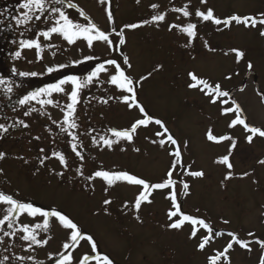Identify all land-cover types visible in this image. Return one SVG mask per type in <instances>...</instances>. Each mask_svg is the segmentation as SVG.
<instances>
[{
	"label": "rangeland",
	"instance_id": "374dc122",
	"mask_svg": "<svg viewBox=\"0 0 264 264\" xmlns=\"http://www.w3.org/2000/svg\"><path fill=\"white\" fill-rule=\"evenodd\" d=\"M67 1L74 7L49 3V10L39 20L30 21L32 31L25 37L38 40L41 47H33L28 56L16 55L7 72L0 73V78L6 75L0 84V124L8 129H0V153L4 154L0 159V193L61 211L85 235L93 237L97 252L109 256L113 264H210V257L232 242L228 233L250 242L251 251L233 243L227 258L217 264H229V260L231 264H260L264 248L256 240H264V164L260 163L264 160V138L256 135L249 143L246 137L250 133L241 125L230 127L235 116L222 114V108L235 100L246 122L264 129V97L258 91H264V36L260 35L264 26L245 27L233 22L225 27L204 21L196 12L212 9L220 19L231 15L259 18L264 13V0ZM51 6L60 7L74 22L95 23L106 32L111 44L94 41L89 47L83 38L70 44L60 34L41 36L40 32L48 31L58 18ZM185 8L190 13L187 17L182 11ZM26 11L22 9L16 17H23ZM157 15L165 19L154 20ZM189 23L197 26L195 38L181 31ZM131 24L138 27H128ZM18 39L16 47L21 44ZM120 40L125 42L121 44ZM232 49L243 50L244 58L237 62ZM125 56L130 68L123 62ZM110 59L116 60L134 81L136 101L154 119L162 120L180 145L181 163L172 175L176 202L184 214L202 218L213 227V239L203 251L198 248L207 234L202 226H195L199 229L195 238L190 235L193 226L189 223L181 229L169 227L176 219L170 220L168 215L173 210L169 189H152L148 196L151 203L144 201L137 210L135 200L142 186L126 181L109 185L95 176L97 171H126L150 184L160 183L167 179L175 160L170 153L176 146L166 143L161 147L159 140L166 137L156 135L162 129L155 123L139 127L131 141L119 139L110 148L100 140H116L111 129H130L132 123L144 118L137 108L123 102L122 97L130 94L110 83V76L117 74L115 67L106 63ZM249 61L252 70L247 68ZM102 63L106 71L87 83V77ZM49 68L54 71L49 72ZM25 72L37 73L30 75L28 86L20 75ZM189 73L209 83H220L222 90L230 93V98L221 100L229 99V104L220 100L214 104L204 92L190 88ZM68 76L80 78L84 86L75 106L78 127L65 132L61 129L67 127L64 117L74 85L65 84L64 92L44 94L28 104L19 101ZM13 81L15 90L8 92ZM39 99H51L53 104L42 105ZM209 131L216 136H231L236 147L231 149L232 141L208 140ZM69 132L77 139L73 140ZM94 137L100 142L94 143ZM73 143L77 144L76 151ZM230 150L231 169L220 163ZM54 152L64 155L66 166ZM192 171H203L204 176L193 177L188 174ZM229 173L231 178L226 179ZM183 183L189 184L187 193ZM105 200L110 203L105 204ZM9 207L0 203V219ZM43 219L25 213L13 221L12 228L7 222L0 226V264H55L68 237L58 218H48L47 230L35 229L37 239L48 240L46 245L20 238L23 224L34 227L42 225ZM4 232L15 235L6 236ZM250 232L255 236H249ZM85 253L93 254L91 243L82 240L72 252L74 264Z\"/></svg>",
	"mask_w": 264,
	"mask_h": 264
},
{
	"label": "snow or ice",
	"instance_id": "6c2138e0",
	"mask_svg": "<svg viewBox=\"0 0 264 264\" xmlns=\"http://www.w3.org/2000/svg\"><path fill=\"white\" fill-rule=\"evenodd\" d=\"M64 0H52V4H62ZM202 2H206V0H202ZM27 11L23 14V20L17 19V23H25L30 22L33 18L39 20L41 15H43L46 11L49 10V0H24V3L21 5ZM68 7H74L72 4H68ZM155 8L156 5H153ZM177 11H181V9H177ZM184 16H189V11L185 8L182 10ZM51 12L53 14L58 13V18L55 19L54 26H52L48 31L41 32V36L45 38H50L52 34H60L63 39H65L68 43L72 44L75 43L77 39L83 38L87 41V45L92 47L94 41H103L106 43L111 44V40L109 36L106 34L105 31L101 30L95 23L89 22L87 25L74 22L64 11L61 10L60 7L51 6ZM39 13V15H37ZM80 15L84 16L85 13L83 10H80ZM196 15L202 18L204 21H212L216 25L223 24L225 27H230L233 22L237 24H243L245 27H256L257 25L264 26V13L259 14V18L255 16H240V15H231L227 19H220L214 16V12L212 9H207L206 11H197ZM109 20L112 19L111 12L108 13ZM87 19V17H85ZM156 21H163L165 19L164 15H157L153 17ZM147 23V21L145 22ZM130 28H136L138 25L131 24L128 25ZM172 27H178L173 25ZM196 24L189 23L186 27H183L181 31L186 33L189 37L195 38L196 36ZM261 36H264V31L260 32ZM125 41L120 40V43L123 44ZM22 47L27 48H37L41 47L38 40H23L21 41ZM232 52L235 53L237 62L244 58L245 52L240 49H232ZM17 56L20 55L19 52L16 53ZM88 59H92V57H88ZM124 64H126L129 68L131 64L129 63L128 57H124ZM106 63L108 65H113L115 67L116 73L110 76V83L113 85L118 86L121 90L129 93L130 95H124L122 100L125 104H127L130 108L135 107L137 108L142 114V119L136 120L132 123L130 129L125 130H115L111 129L112 135L116 138V140L109 139L106 137H101L100 140L103 142L104 145L108 146L109 148L113 145V143L119 142V139H125L131 141L133 139V134L136 133L137 129L141 126H148L151 123H155L159 125L162 131L156 133L159 137H166L161 138L159 140V144L161 147H164L166 143H170L171 145L176 146L174 151L170 153L175 160L171 167V170L167 173V179L160 183L150 184L145 179L138 178L135 175H131L126 171H119V172H109V171H97L95 172L96 177H100L105 180L109 185H113L117 181H126L133 185L142 186L143 190L139 194L138 198L135 200V208L137 210L140 209L142 202L148 200V196L151 194L152 189H169L170 190V199L173 202V210H171L168 215L169 219L176 218L173 220L172 223L169 224V227L172 229H181L185 223H189L192 228L191 237L195 238L199 229L195 226L200 225L203 229H206L207 234L202 236V239L198 243V248L203 251L205 247L211 242L213 239L214 229L210 223H207L202 218H196L191 215H186L181 211V205L176 202V192L175 188V181L172 179L173 172L176 170V166L181 163V151L180 145L178 141L173 137L170 133L169 129L166 127L164 122L160 119H154L150 116L144 109L142 105H140L136 101V89L134 87V81L126 75L125 71L120 67L116 60L110 59L107 60ZM247 68L249 70L253 69L252 63L249 61L247 62ZM49 72L54 71V69L49 68ZM106 71L104 64H100L96 69L87 77V83H90L94 77H97L99 73ZM20 75L27 76V75H37V73H20ZM190 80L192 81L189 84L190 88H198L200 91L204 92L205 95L209 96L212 103H216L218 100L221 101L222 104L228 105L229 99H222L221 98H230V93L228 91L222 90L220 83H209L207 79L200 78L195 73H189ZM147 77H145L146 79ZM231 79V77H227ZM5 81L3 78H0V84H3ZM71 83L74 85V89L70 92L69 98L71 103L67 104V112L65 113L64 123L67 125L66 128H62V131L68 132L69 129H76L78 127L77 123L74 119V114L76 111V104L78 103V93L79 90L84 86V82L80 80V78L75 76H68L64 80L59 81L57 84L49 85L46 88H41L37 91L31 92L28 95H25L22 100L19 101L20 104H28L31 101H36L38 98L42 97L44 94L51 96L52 93H60L64 92L65 89L63 85ZM243 89H241L242 91ZM8 92L12 91V88L9 87L7 89ZM262 97H264V91L258 90ZM106 102V101H105ZM39 103L42 105H49L53 104V100L51 99H39ZM228 113H233L235 118L231 120L230 127H235L237 125H241L245 128V130L250 133L246 137L249 143L252 142L253 138L258 135L261 138H264V129L260 127L251 126L249 123L246 122V118H243V109L241 105L236 102L235 100H231V105L225 108H222V114L227 115ZM27 114V113H26ZM21 124H24L23 121H20ZM55 123V121H54ZM27 127V124H24ZM0 129L7 132L8 129L3 125L0 124ZM69 135L72 136L73 140H76L77 137L69 132ZM39 139V137H37ZM207 139L214 142H221L224 140L232 141L231 149L236 147L235 141L231 136L223 135V136H216L211 131L207 133ZM94 143H99L96 138H93ZM156 141H153L155 143ZM187 145H185L186 147ZM73 151H76L77 144L73 143L71 145ZM43 151V149H41ZM139 151V149H136ZM230 154L226 155L221 158L220 163L226 165L229 169L233 167L230 162ZM54 156H58L61 163L65 164L66 160L63 154L60 153H53ZM76 155L83 159V156L80 152H76ZM4 158V154L0 153V159ZM43 163V161H41ZM260 163L264 164V160H261ZM193 177H203V171H192L188 173ZM244 175H247L245 173ZM226 179L231 178V173L225 177ZM189 189V184L183 183V190L187 193ZM0 203H4L9 205L10 207L7 209V214L4 215L3 219H0V226L4 225L7 222L8 228L13 227V221L19 219V215L21 214H28L29 216L36 217L40 216L43 219V224H35L34 227L23 224L20 228V231L23 233L21 235V239L24 241H30L31 243L38 244V245H46L48 243L47 239L40 240L37 239V235L35 234V229L43 228L47 230L49 228V217L58 218L59 223L68 230V237L66 242L63 244L64 252L60 254V258L56 260L55 264H74V257L72 252L75 251L76 248L80 246V241L86 240L91 243L92 255L90 254H83L81 257L75 260V264H90L91 261H95V264H113V261L107 256L106 254L101 255L97 252V242L93 239L91 235H85L82 230L78 227V225L73 222L71 218L67 215L63 214L61 211L53 210V211H45L40 207L34 206L32 203H22L14 199L11 195H5L0 193ZM105 204L110 203V201L105 200ZM139 219V217H137ZM224 223H228V221H224ZM4 235H15V233L4 232ZM222 235V233H220ZM228 235L232 238V242L227 243L226 247L222 251H218L216 254L210 257V264H217L221 258H227L228 252L230 249L233 248V243L239 245L240 247L251 251L250 242L245 241L239 237H237L234 233H228ZM249 236L254 237V233H248ZM256 242L260 245L261 248H264V240H256ZM31 247V244L29 245ZM7 259V257H5ZM23 259V257L21 258ZM31 259V258H30ZM229 264H231L229 260ZM260 264H264V258H261Z\"/></svg>",
	"mask_w": 264,
	"mask_h": 264
},
{
	"label": "flooded vegetation",
	"instance_id": "af4514ba",
	"mask_svg": "<svg viewBox=\"0 0 264 264\" xmlns=\"http://www.w3.org/2000/svg\"><path fill=\"white\" fill-rule=\"evenodd\" d=\"M23 3L24 0H0V73L7 72L10 63L12 62L11 59L15 58L17 52L23 56H28L32 50V48L22 47L20 43L16 47L17 37H19L18 40L20 42L32 39H27L25 37L32 31L30 27L31 22L17 23V19L23 20L24 18L21 16L16 17V13L20 14V11L24 9L21 7ZM49 3H52V0H49ZM63 3L73 4L67 0H64ZM37 32L38 31H36V33ZM2 78L5 79L6 75H2ZM14 78L16 79V76H14ZM31 80L32 77L30 75L24 76V86H28V84L30 85ZM9 87L15 90L14 87L16 86L14 81Z\"/></svg>",
	"mask_w": 264,
	"mask_h": 264
},
{
	"label": "trees",
	"instance_id": "16d2710c",
	"mask_svg": "<svg viewBox=\"0 0 264 264\" xmlns=\"http://www.w3.org/2000/svg\"><path fill=\"white\" fill-rule=\"evenodd\" d=\"M14 199H16V198H14ZM17 201H19V202H22V203H27V202H24V201H20V200H18V199H16ZM33 204V203H32ZM34 206H36V207H40V208H42L43 210H45V211H53V210H47V209H45V208H43V207H41V206H38V205H35V204H33Z\"/></svg>",
	"mask_w": 264,
	"mask_h": 264
}]
</instances>
